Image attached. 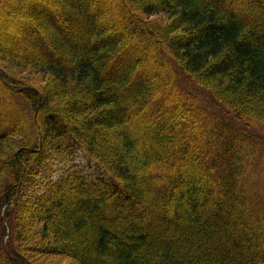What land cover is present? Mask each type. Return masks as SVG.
I'll return each mask as SVG.
<instances>
[{"label":"trees","instance_id":"16d2710c","mask_svg":"<svg viewBox=\"0 0 264 264\" xmlns=\"http://www.w3.org/2000/svg\"><path fill=\"white\" fill-rule=\"evenodd\" d=\"M246 2L0 0L8 65L51 85L0 64V264H35L25 234L74 264H264V0ZM78 147L104 178L24 197Z\"/></svg>","mask_w":264,"mask_h":264},{"label":"rangeland","instance_id":"374dc122","mask_svg":"<svg viewBox=\"0 0 264 264\" xmlns=\"http://www.w3.org/2000/svg\"><path fill=\"white\" fill-rule=\"evenodd\" d=\"M108 2H110L112 5L115 4V0H107ZM230 2L233 1L234 3L237 1V3H239L240 6L244 7L247 2L246 0H229ZM26 2L23 3H14L13 5H16L17 7L13 8L12 11H8L12 16V13H16V12H24L26 11V7L27 4H25ZM0 20L8 17V14L6 13V10L2 7H0ZM115 21H117L116 17H120L122 16V13L117 9L115 12ZM165 18L164 15L159 14V15H155L152 17H148V19L150 21H157L158 20H163ZM10 23H13V19ZM111 24H113V22H111ZM114 24L118 25V22H114ZM4 32V28L3 25L1 26L0 24V34H3ZM1 37V35H0ZM143 37H141L140 39H142ZM144 43H146V46H149V42L147 40H143ZM4 43H5V38L2 37L0 38V64H2L3 66H5L7 68V72L10 74V76H13L16 80H18L19 82H21V84H25V86L30 87L33 86L35 88H40L43 91H48V87L47 86H51L50 85V76L49 74H46L44 72H39L38 70L31 68L30 66H16L13 65V67H10L8 65V60L9 58L5 57V52L4 50ZM12 65V64H11ZM1 69V68H0ZM2 73V72H1ZM3 75V73H2ZM193 89V87H192ZM20 90V89H19ZM195 92L198 91V89H193ZM3 97V92L0 90V98ZM206 100L208 101V98L206 97ZM205 100V101H206ZM210 102V101H208ZM202 103V102H201ZM209 105H211L209 103ZM199 106V105H197ZM204 113V112H203ZM210 112H207V114ZM221 137H214L212 139V142L215 141H219ZM47 164H50V167H46ZM73 169V170H78L84 174H89L90 178H96L98 180L102 179L105 177V172L103 170H101L96 164L95 162H91L88 158V155L86 154L85 150L78 147V148H74L72 150V152H70L68 159H65L64 161H60V160H45L43 162H40L37 166H36V171H38V173H36V175H32L34 176L33 179V189L28 188L27 190H25V194L24 197L27 198V200H29L33 195H37V190L39 188L42 187V185L44 184V181H47L48 178L52 179L53 181L58 180L63 174H65L68 170ZM36 183V184H35ZM26 202V201H25ZM3 210V209H2ZM1 210V211H2ZM0 211V215L2 214ZM24 220L23 223H26V219L28 218V215H26V213L23 215ZM28 236L25 234L24 235V240L25 242H27L28 244H32V246L35 244V241H31V240H27ZM26 246V245H24ZM32 246L28 247L26 246V248L28 250H26V254L31 257V259L33 260V262L35 264H74L72 262V260L66 256H58V255H52V254H46V253H40L38 251H34L32 250Z\"/></svg>","mask_w":264,"mask_h":264}]
</instances>
